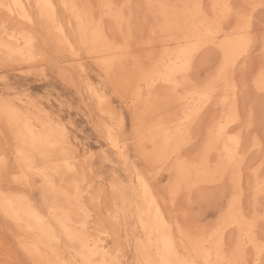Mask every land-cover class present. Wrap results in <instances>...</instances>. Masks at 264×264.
<instances>
[{"label":"snow or ice","instance_id":"1","mask_svg":"<svg viewBox=\"0 0 264 264\" xmlns=\"http://www.w3.org/2000/svg\"><path fill=\"white\" fill-rule=\"evenodd\" d=\"M0 130V264H264V0H0Z\"/></svg>","mask_w":264,"mask_h":264},{"label":"rangeland","instance_id":"2","mask_svg":"<svg viewBox=\"0 0 264 264\" xmlns=\"http://www.w3.org/2000/svg\"><path fill=\"white\" fill-rule=\"evenodd\" d=\"M13 79L16 83L23 87L29 86L31 91L36 95H43L47 91V87L52 86L55 87V96L51 99V101L45 99L44 105L46 106L47 111H57V115L61 120L67 122H71L69 127L73 129V138L75 140H79L81 144L85 142L88 143V146L92 151L98 150V143L93 139L95 135L92 124L89 120V113L85 108H80L81 103H87L83 100L79 94L75 92L74 89L66 88L62 83L58 85L52 84H42L35 81H32L28 78L20 76L18 73H13ZM56 97H61L64 101H67L69 104H73V107L60 109V105L56 103ZM109 100L113 103L114 106L119 104V100L109 97ZM74 102V103H73ZM80 108L79 111L76 109ZM2 131V130H0ZM208 193H211V188H207ZM218 215V212L213 210L208 219H214ZM3 223L2 218H0V229H2ZM125 258H128L127 256Z\"/></svg>","mask_w":264,"mask_h":264},{"label":"bare ground","instance_id":"3","mask_svg":"<svg viewBox=\"0 0 264 264\" xmlns=\"http://www.w3.org/2000/svg\"><path fill=\"white\" fill-rule=\"evenodd\" d=\"M22 2L27 3L28 0H22ZM110 101V100H109ZM110 103L113 105V103L110 101ZM114 106V105H113ZM115 107V106H114ZM211 188V186H208V189ZM208 191V190H207Z\"/></svg>","mask_w":264,"mask_h":264}]
</instances>
